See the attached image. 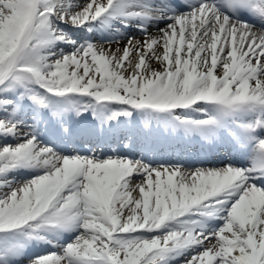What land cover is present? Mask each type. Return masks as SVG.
I'll list each match as a JSON object with an SVG mask.
<instances>
[{
  "label": "snow or ice",
  "instance_id": "obj_1",
  "mask_svg": "<svg viewBox=\"0 0 264 264\" xmlns=\"http://www.w3.org/2000/svg\"><path fill=\"white\" fill-rule=\"evenodd\" d=\"M0 264H264V0H0Z\"/></svg>",
  "mask_w": 264,
  "mask_h": 264
},
{
  "label": "bare ground",
  "instance_id": "obj_2",
  "mask_svg": "<svg viewBox=\"0 0 264 264\" xmlns=\"http://www.w3.org/2000/svg\"><path fill=\"white\" fill-rule=\"evenodd\" d=\"M107 47V45H105ZM113 47H115V45H113ZM153 67H158V65H156L155 63H153Z\"/></svg>",
  "mask_w": 264,
  "mask_h": 264
},
{
  "label": "rangeland",
  "instance_id": "obj_3",
  "mask_svg": "<svg viewBox=\"0 0 264 264\" xmlns=\"http://www.w3.org/2000/svg\"><path fill=\"white\" fill-rule=\"evenodd\" d=\"M134 195H136V194L134 193Z\"/></svg>",
  "mask_w": 264,
  "mask_h": 264
}]
</instances>
